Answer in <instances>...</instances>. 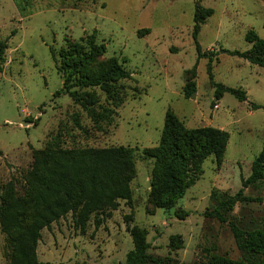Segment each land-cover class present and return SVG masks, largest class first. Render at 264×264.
<instances>
[{"label":"rangeland","instance_id":"obj_1","mask_svg":"<svg viewBox=\"0 0 264 264\" xmlns=\"http://www.w3.org/2000/svg\"><path fill=\"white\" fill-rule=\"evenodd\" d=\"M197 0H0V41L6 42L0 73V214L6 204L26 203L32 150H132L136 175L131 203L92 214L80 230L67 214L40 232L35 256L48 264H125L133 243L130 229L146 232V264H264V179L243 191L242 201L211 213L235 196L252 162L264 149V69L230 56L246 52L250 33L264 40V0H199L212 15L200 25L197 43L208 58H197L192 39ZM94 35L106 52L91 68L110 59L130 74L115 83L116 94L101 88L63 92L59 53ZM194 68V96L182 89ZM215 85L245 93L239 102ZM59 92V95L56 93ZM88 95L90 97L84 96ZM260 106L253 110L251 105ZM170 110L186 129L209 127L228 135L217 161L207 158L184 197L170 210L149 200L154 160L144 150L160 141ZM36 124L35 126L33 124ZM29 215L27 210H23ZM99 221V226H95ZM236 226L242 240L231 229ZM178 244L170 245V238ZM13 250L0 224V264Z\"/></svg>","mask_w":264,"mask_h":264},{"label":"trees","instance_id":"obj_2","mask_svg":"<svg viewBox=\"0 0 264 264\" xmlns=\"http://www.w3.org/2000/svg\"><path fill=\"white\" fill-rule=\"evenodd\" d=\"M212 15L209 9H203L199 0L195 4L192 39L197 58H208L202 53L197 43L200 25ZM251 48L246 52L226 51L252 65L264 69V40L253 33L246 37ZM6 42L0 41V73L4 62ZM106 49L97 44L94 35L84 42L66 46L59 53V72L63 76V92L73 100H79L82 94L70 92L68 85L81 89L99 87L113 97L116 94L115 83L130 78L116 59H110L104 70L98 73L91 71L92 66L104 56ZM194 68L186 72L182 89L183 98L191 99L195 94ZM216 99L224 93L235 97L239 102L246 101L245 93L215 85ZM59 95V92L56 93ZM90 97L88 95H84ZM253 110L260 106L251 105ZM36 125L35 123L33 124ZM228 135L225 132L209 127L186 129L183 123L167 110L158 146L153 150H144L147 158L154 160L150 177V203L158 209L170 210L181 200L187 189L200 176V165L207 158L219 161L224 155ZM32 168L28 173L30 196L26 203L6 204L0 214L2 232L8 236L14 258L11 264H48L36 260L35 250L40 240V232L67 214H71L73 222L80 230H84L92 214H105L114 211L119 201L131 203L130 183L136 171L132 150L123 147H111L100 150H32ZM264 179V149L252 162L251 174L241 180V189L233 197L220 202L211 213L219 222L225 223L221 212L231 211L242 201L243 191L257 181ZM27 210L26 215L23 210ZM95 226H99L96 221ZM237 241L242 240L241 232L231 226ZM133 249L127 253L125 264H146V232L138 227L129 231ZM178 244V238L171 237L170 245ZM248 253L264 250L263 243L255 251L252 244H243Z\"/></svg>","mask_w":264,"mask_h":264}]
</instances>
